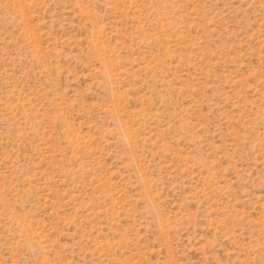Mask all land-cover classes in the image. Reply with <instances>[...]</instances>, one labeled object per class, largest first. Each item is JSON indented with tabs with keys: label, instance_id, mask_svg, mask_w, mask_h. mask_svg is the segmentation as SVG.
<instances>
[{
	"label": "rangeland",
	"instance_id": "obj_1",
	"mask_svg": "<svg viewBox=\"0 0 264 264\" xmlns=\"http://www.w3.org/2000/svg\"><path fill=\"white\" fill-rule=\"evenodd\" d=\"M0 264H264V0H0Z\"/></svg>",
	"mask_w": 264,
	"mask_h": 264
}]
</instances>
